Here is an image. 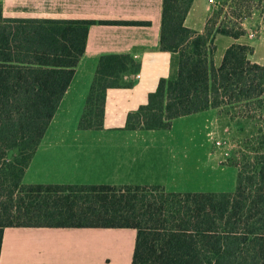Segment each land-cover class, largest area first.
<instances>
[{
  "label": "trees",
  "instance_id": "1",
  "mask_svg": "<svg viewBox=\"0 0 264 264\" xmlns=\"http://www.w3.org/2000/svg\"><path fill=\"white\" fill-rule=\"evenodd\" d=\"M193 1L163 0L160 47L178 54V71L159 80L125 127L170 129L173 119L210 108L240 110L232 118L252 129L242 128L232 192L23 183L97 21L6 17L0 6V253L9 227L132 228L131 264H264V64L252 62L253 47L240 43L219 66L213 61L214 37L240 38L253 3L264 0H222L203 32L184 24ZM136 70L128 54L99 58L79 129L103 128L107 89L128 86L122 76Z\"/></svg>",
  "mask_w": 264,
  "mask_h": 264
},
{
  "label": "crops",
  "instance_id": "2",
  "mask_svg": "<svg viewBox=\"0 0 264 264\" xmlns=\"http://www.w3.org/2000/svg\"><path fill=\"white\" fill-rule=\"evenodd\" d=\"M162 5L163 0H0L6 17L97 21L88 28L84 53L23 183L158 185L179 193L205 192L206 186L220 183L210 180L208 170H221L207 168L206 163L213 162L207 152L205 160L200 150L184 145V140L200 138L214 127L217 109L175 118L170 129L125 127L128 114L147 103L159 80L174 77L178 71V54L160 47ZM209 6L208 0H194L185 26L203 32ZM99 20L144 23L100 24ZM238 40L220 34L214 37L216 66ZM106 54L130 55L137 70L122 76L128 86L107 89L103 128L79 129L99 58ZM223 168L237 172L235 167ZM135 239L132 228L9 227L3 232L0 264H131Z\"/></svg>",
  "mask_w": 264,
  "mask_h": 264
},
{
  "label": "rangeland",
  "instance_id": "3",
  "mask_svg": "<svg viewBox=\"0 0 264 264\" xmlns=\"http://www.w3.org/2000/svg\"><path fill=\"white\" fill-rule=\"evenodd\" d=\"M217 2V8L209 6V16L213 11H216L221 6L222 0H217ZM253 7L256 9V12L243 21L242 27L244 28V34L238 38L239 40L237 42L252 46L254 51L249 59L252 62L264 64V3L255 1L253 3ZM250 34H253V36L249 37ZM231 108L232 107H223L217 108V110L215 109L219 112V116L217 122L214 124V127H210L207 134L202 135L200 138H190L189 140H184V145L186 147L200 150V154L205 158V160L207 158L204 151L207 152V157L213 161L212 163H206L207 168L213 166L217 168V170H221L211 172L207 169L209 175L212 177L210 180H214L213 178H216V180H220V183L206 186L207 190L205 192H230V189L234 190L235 188L234 181H236V173L232 168L225 169L223 166L233 167L231 164L240 150L239 139L244 134V132H242V128L244 127L246 131H249L252 129V123H239L238 120L233 119L232 114H234L236 110ZM238 111L240 110L237 109V112ZM227 112L230 114H227ZM177 130L178 128L174 131ZM218 140L221 144H216Z\"/></svg>",
  "mask_w": 264,
  "mask_h": 264
},
{
  "label": "built area",
  "instance_id": "4",
  "mask_svg": "<svg viewBox=\"0 0 264 264\" xmlns=\"http://www.w3.org/2000/svg\"><path fill=\"white\" fill-rule=\"evenodd\" d=\"M208 4H209L210 6H212L213 8H217L218 2H217V0H208ZM252 36H253V34H250V35H249V37H252ZM137 77H139V75H137ZM216 144H221V142L218 140V141L216 142Z\"/></svg>",
  "mask_w": 264,
  "mask_h": 264
}]
</instances>
